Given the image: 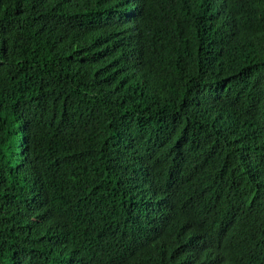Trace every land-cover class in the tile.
I'll list each match as a JSON object with an SVG mask.
<instances>
[{"label": "trees", "instance_id": "16d2710c", "mask_svg": "<svg viewBox=\"0 0 264 264\" xmlns=\"http://www.w3.org/2000/svg\"><path fill=\"white\" fill-rule=\"evenodd\" d=\"M0 264H264V0H0Z\"/></svg>", "mask_w": 264, "mask_h": 264}, {"label": "bare ground", "instance_id": "6f19581e", "mask_svg": "<svg viewBox=\"0 0 264 264\" xmlns=\"http://www.w3.org/2000/svg\"><path fill=\"white\" fill-rule=\"evenodd\" d=\"M116 214H117V213H116ZM117 215H118V214H117ZM117 215H116V216H117ZM130 217H131V216H130ZM124 218H125V217H124ZM120 219H121V218H120ZM116 222L118 223V222H119V219H118V221L116 220ZM116 222H114V223H116ZM117 223H116V224H117ZM127 223H128V221H127ZM110 224H111V222H110ZM110 224H109V225H110ZM241 232H242V231H241ZM243 234H244V233H243Z\"/></svg>", "mask_w": 264, "mask_h": 264}]
</instances>
